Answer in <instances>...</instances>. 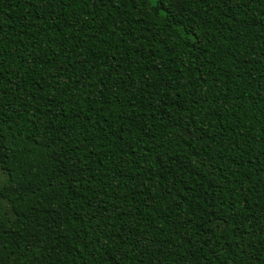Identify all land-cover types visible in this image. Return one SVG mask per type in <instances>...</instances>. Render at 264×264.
Listing matches in <instances>:
<instances>
[{
	"label": "trees",
	"instance_id": "obj_1",
	"mask_svg": "<svg viewBox=\"0 0 264 264\" xmlns=\"http://www.w3.org/2000/svg\"><path fill=\"white\" fill-rule=\"evenodd\" d=\"M0 264H264V0H0Z\"/></svg>",
	"mask_w": 264,
	"mask_h": 264
},
{
	"label": "snow or ice",
	"instance_id": "obj_2",
	"mask_svg": "<svg viewBox=\"0 0 264 264\" xmlns=\"http://www.w3.org/2000/svg\"><path fill=\"white\" fill-rule=\"evenodd\" d=\"M164 2L167 3L168 0H164ZM177 2H178V3H179V2H182V0H177ZM153 3H155V0H153Z\"/></svg>",
	"mask_w": 264,
	"mask_h": 264
}]
</instances>
